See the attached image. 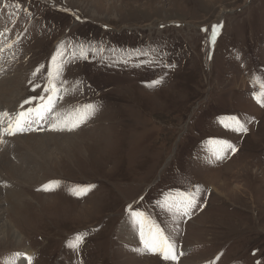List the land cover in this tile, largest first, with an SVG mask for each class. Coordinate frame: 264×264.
Segmentation results:
<instances>
[{"label": "rangeland", "instance_id": "374dc122", "mask_svg": "<svg viewBox=\"0 0 264 264\" xmlns=\"http://www.w3.org/2000/svg\"><path fill=\"white\" fill-rule=\"evenodd\" d=\"M46 1L72 11L48 15L60 20L57 37L64 31L84 35L101 65L133 73L115 77L101 65L86 66L89 82L111 109L86 128L58 133L50 131L56 116L47 114L38 134L70 137L62 150L54 142L42 148L44 156L53 154L50 161L22 151L24 135L1 140L0 161L13 138L14 164L42 165V179L17 188L23 199L18 215L7 212L2 188L0 223L8 222L22 239L0 243V264H25L29 256L38 264H264V107L254 99L264 80V0ZM217 25L210 44L203 31ZM42 46L12 57L6 41L0 44L7 65L15 64L6 76L21 75L18 96L0 104V111L16 109L29 95L25 82ZM60 90L55 111L70 104ZM233 117L247 133L223 126L235 127ZM224 141L237 150H224ZM26 156L36 166L23 164ZM60 179L94 187L75 195L56 189L60 185L52 181ZM196 186L200 192L189 215L165 207ZM130 207L164 230L178 263L135 251L142 245ZM91 228L97 234L76 255L69 244Z\"/></svg>", "mask_w": 264, "mask_h": 264}, {"label": "built area", "instance_id": "2783aa9c", "mask_svg": "<svg viewBox=\"0 0 264 264\" xmlns=\"http://www.w3.org/2000/svg\"><path fill=\"white\" fill-rule=\"evenodd\" d=\"M0 10L3 11L6 17H3L5 19L4 23L16 17L20 18V25L22 23L21 28L19 27L20 29L17 28L12 32L13 35H4L0 37V44L6 41V45H12L9 53L12 57L27 51L29 52V50H34L31 46L43 45L42 49H44V52L41 53L43 56L38 59L39 63L35 66L34 71L29 74V79L26 80V88L28 90H33V87L39 84L41 87H36L35 92L37 94L42 92L46 83V76L49 75L48 63L54 56L57 57V54L60 53L57 63L63 61V70L60 78L65 82L63 84L64 91L67 89V91H65L64 100H70V104L64 108L65 111L63 116L66 115L67 112L72 111V117L76 120L77 114L74 110L81 109L88 103L97 106L94 115L90 116L85 122L80 123L78 127L73 128L71 131L76 129L81 130L92 125L97 116L102 117L110 111L112 106L110 101L98 95V92L95 91L92 84L89 82L90 80L85 75L86 66L93 63L101 65V61L99 52L84 39V35L77 36L69 31H64L62 37H57L56 33L58 34L63 29L60 20L48 16L53 12L39 3H25L23 0H0ZM31 28H33V30H30ZM18 29L19 31H17ZM139 30L144 31V28H139ZM22 31L24 34L23 37L16 40L14 38L15 35H20ZM36 38L39 40L36 41ZM61 45H63V48H61ZM81 46L88 52L87 59L82 58L80 55ZM241 62L243 65H246L245 61L241 60ZM101 66L115 77L131 76L133 73V70L129 69L117 72L115 70H110L105 65ZM52 76H55V74ZM30 77L32 78L30 79ZM69 93L73 94L71 99ZM71 123L72 122H70L69 125H71ZM65 130H67V128H65Z\"/></svg>", "mask_w": 264, "mask_h": 264}, {"label": "snow or ice", "instance_id": "6c2138e0", "mask_svg": "<svg viewBox=\"0 0 264 264\" xmlns=\"http://www.w3.org/2000/svg\"><path fill=\"white\" fill-rule=\"evenodd\" d=\"M219 25L213 27V41L215 40L216 31L219 29ZM3 35V33H0ZM19 39V37H18ZM7 47L11 48L12 45L9 44ZM63 48V45H61ZM3 49H0L2 51ZM80 55L82 58L87 59L88 52L86 49L81 46ZM60 56V53L57 54V57H53V64L56 65L55 79H59L63 70V61L57 63V59ZM52 74H49V79L46 82V86L43 87V92L45 95H41L39 97H32L28 100H25L23 104L20 105L21 109H24V105L32 104L34 100L45 101L46 103H41L36 107H30L26 110H21L16 113L15 116H11V114L5 113L4 115L8 117V126L6 130V134L8 135H16L17 133H24L28 131L35 130L34 126L39 122L46 118V115L52 113L56 116L55 122L51 124L52 130L63 131L65 128L71 131L73 128L78 127L80 123L85 122L90 116L94 115L97 106L92 103H88L84 105L81 109L74 110L77 114V119L72 121L71 125L68 123V118L61 116L60 113H54L53 109L55 108L56 102L61 98L62 93L60 91L61 84H64V81H61L60 84L55 82ZM161 81L157 80L154 84H159ZM36 87H41V85L36 84L33 87V91H35ZM67 91V89H65ZM254 99L257 100L258 103L262 107H264V80L259 82V91L256 95H254ZM63 125V126H61ZM231 125H235V127H230L229 123H224L223 126L225 128H230L231 131L238 133H247L248 128L246 124L239 120L238 118L233 117L231 119ZM2 142V141H0ZM223 149H230L232 152H235L237 149L231 143L227 141L222 142ZM213 155L216 156L217 159H222V151L213 150ZM93 185L84 186L82 191H74L75 195L86 194L88 190L93 188ZM45 191L51 190L47 186L44 189ZM200 192V187L196 186L194 192L186 193L183 196V199L179 202L173 200L169 203L167 200L165 201V207L172 212L174 215L187 216L191 212L193 208H195L197 204V194ZM129 212L132 216L133 222L138 226L139 231V239L142 248L135 249V251L143 254L144 252L152 253V254H160L162 259L165 261H178V254L176 250V245L170 239L169 236L165 235L164 230L161 229L155 223H149L148 218L142 212H135L129 208ZM85 240V235L77 234L75 240L69 244V247L73 250H78L79 247L83 244ZM179 255H183V253H179ZM29 264H31V260L29 259Z\"/></svg>", "mask_w": 264, "mask_h": 264}, {"label": "bare ground", "instance_id": "6f19581e", "mask_svg": "<svg viewBox=\"0 0 264 264\" xmlns=\"http://www.w3.org/2000/svg\"><path fill=\"white\" fill-rule=\"evenodd\" d=\"M2 26H3V24L0 25V27H2ZM209 32H210V26L206 30V33H209ZM6 53H4L3 51L0 52V74L4 73L3 79L0 80V104H3V103L9 104L11 102V100L15 99V96H18V90H16V89L20 85L19 81H20L21 75H18L17 71L14 72L15 75H13V77L6 76L8 73L11 72L9 70L11 68L15 67V64L7 65L6 60H5ZM8 58H9V60H12L11 57H8ZM11 62L12 61H10V63ZM64 96H65V94H64ZM64 96H63V99H64ZM62 105H57L56 110H58V111H55L53 109V112L54 113H60L61 116H63V113L65 111L63 109L66 108L67 106L66 105L62 106ZM60 108H62V109L59 110ZM51 116H53L52 118H55V115H53L52 113H51ZM63 117L68 118V123L74 121V117H72V115H68V116L64 115ZM41 127H43V126H41ZM50 131H53V133H58V132H56L57 130L55 131V130H52L51 128H50ZM2 132H4V131L2 130ZM28 133H29V131L24 132V133H17L18 135H24V136H22V140H21L22 144H19L20 147L22 148V151H23V149L26 151L32 150L33 153L35 152L36 154H39L41 156V158L42 157L46 158L45 161H50L49 159H51V157H53V154L50 153L49 151H47V152H45V156H46L45 157L43 154H41V152L43 153V149H42L43 147L47 146L51 142H54V144L57 145V147L60 150H62V147L64 146V142H67V140L70 139V137H66L63 135H57V134H56L57 136L53 135V134H44V135L40 134L41 136L38 134V136H36V135H29L28 136ZM61 133L62 132H60V134ZM10 137H12V135L5 134V138H10ZM8 142H9V148L6 152H4L2 154V158L0 161V182L2 185V186L0 185V209L3 206L2 204L5 205V203H6L7 208H8L7 212L10 213L12 211V213L14 215H18L19 211L22 209V206H23V204L21 202L23 199L21 197L22 195L19 194L20 192H17V188L18 187L22 188V185H27L28 183H30L31 181H33L35 179H42L38 175V172L40 171L38 168H40L42 165L40 167H38L37 169H36V167L27 169L23 165L14 164V159L16 158L15 155L17 152V148L14 149L16 140L11 138V139H8ZM44 151H46V150L44 149ZM13 156H15V157H13ZM25 160L26 161L25 162L23 161V164H27V162H28V164L30 165V164H33V162H34V160H30V158L27 156L25 157ZM34 165L35 164H33L32 166H34ZM2 176L4 178H2ZM2 188L5 189V194L7 195L5 203L4 202L2 203V201H1L2 200L1 195L4 194ZM216 192H217V190H216ZM1 221H2V213L0 210V222ZM0 235H1L0 243H3L2 241H4V242L14 241L17 244L21 243L22 238L19 236V234L17 232L13 231L12 227L9 225L8 222L0 223ZM16 246H18V245H16ZM20 262H22V259L20 260ZM17 264H19V263H17Z\"/></svg>", "mask_w": 264, "mask_h": 264}, {"label": "water", "instance_id": "95a60500", "mask_svg": "<svg viewBox=\"0 0 264 264\" xmlns=\"http://www.w3.org/2000/svg\"><path fill=\"white\" fill-rule=\"evenodd\" d=\"M213 28V27H212ZM207 30V29H206ZM206 30H205V32H206ZM210 32H211V34H207L208 35V40L210 41V40H212L213 39V31H211L210 30ZM210 44H212V42H210Z\"/></svg>", "mask_w": 264, "mask_h": 264}]
</instances>
